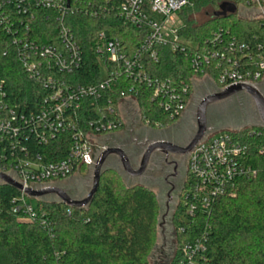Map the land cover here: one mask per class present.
Masks as SVG:
<instances>
[{"label":"built area","instance_id":"1","mask_svg":"<svg viewBox=\"0 0 264 264\" xmlns=\"http://www.w3.org/2000/svg\"><path fill=\"white\" fill-rule=\"evenodd\" d=\"M196 1L121 0L118 9L121 20L145 32L141 46L130 53L123 42L111 38L106 31L100 32L95 53L101 80L73 84L66 76L81 70L84 54L68 18L81 11L82 6L75 3L72 6L71 0H0V24L8 32H12L11 26L20 19L13 15L17 13L29 17L25 24L19 20L27 31L33 30L37 18L45 17L50 27L55 24L58 33L51 44L39 43L26 35L13 39L23 69L49 91L37 110L29 112L11 105L7 93L0 87V173L22 186L19 196L13 199L15 213L22 212L25 220L52 231V220L46 213L41 214V208L29 203L27 190L60 187L82 167L92 171L101 154L110 147L111 137L130 121L150 127L149 122L142 120L137 98L126 96L125 92H121L123 100L117 106H114L115 98L109 100L108 113L97 112V117L86 121L84 111H93L85 110V102L99 101L113 94L118 76L153 88L151 101L158 103L172 119L183 117L191 103L194 87L200 82L214 83L219 91L239 83L261 86L264 81V37L261 42L251 45L242 42L225 27L205 43L181 35L184 25L181 13L194 8ZM223 3L234 5V14L259 22L264 30V0H223L221 5ZM101 11L92 9L88 13L98 17L108 11L107 7H101ZM168 45L174 51L191 53L192 68L197 77L189 82H174L153 78L148 73L146 60L157 61L158 47ZM251 134L260 136L262 130H254ZM65 135L71 143L66 156L61 159L52 161L48 153L32 146L33 143L49 147L57 137ZM250 149L248 144L227 131L205 136L189 154L188 186L183 203L188 216L193 219L199 212L210 213L219 198L235 194L240 179L259 175L260 168L248 163ZM257 151L264 155V145ZM0 183L4 182L0 180ZM206 244L205 237L185 243L180 264H214L206 256Z\"/></svg>","mask_w":264,"mask_h":264},{"label":"trees","instance_id":"2","mask_svg":"<svg viewBox=\"0 0 264 264\" xmlns=\"http://www.w3.org/2000/svg\"><path fill=\"white\" fill-rule=\"evenodd\" d=\"M78 1L82 2L71 0V5L82 6V10L70 16L68 21L83 50L84 63L81 70L66 78L73 84L96 83L101 80L99 59L95 53L98 34L106 31L111 38L123 42L132 53L141 46L145 32L121 20L118 11L121 0ZM222 1L197 0L194 8L185 9L181 13L184 22L181 35L205 43L225 27L244 43L261 42L264 30L259 22L237 14L212 15L220 9ZM101 7H107L108 11L98 17H91L88 13L92 9L101 11ZM204 10H207L205 17H209L196 20L195 16ZM13 15L19 16L16 19L20 18L24 24L29 20L24 14ZM19 20L11 26V33L0 24V87L7 93L11 105L30 112L39 108L40 101L49 95V91L23 69L13 39L26 35L39 43L51 44L58 33L55 24L50 27L45 17L33 22L32 31H27ZM158 54L157 61L146 60L147 71L153 78L189 82L197 77L189 51H174L168 45L159 46ZM121 92L137 98L142 120L149 122L150 127L167 128L180 120L172 119L158 103L151 101L153 88L124 80L122 75L117 77L115 91L109 97L85 102V110L90 108L93 111H84L86 121L97 117V112L108 113L110 99L115 98L114 106H117L123 100ZM254 130H262V134L252 135ZM224 131L250 146L248 163L260 168L259 175L240 179L234 195L219 198L210 213L199 212L193 219L187 215L183 204L188 186L186 180L172 216L175 254L170 264H180L183 245L202 237L206 238V256L214 264H264V155L257 151L264 145V128L250 126ZM70 143L71 139L65 135L57 137L49 147L33 143L32 146L48 153L53 161L66 156ZM121 148L127 151L126 147ZM114 161H118L117 157L110 156L99 189L87 208L68 207L54 195L41 199L37 208L52 220V231L25 220L22 212L15 213L13 199L20 192L0 183V264H149L148 257L156 247L160 199L148 184H126L119 161ZM81 171L88 172L86 167ZM66 191L73 199L79 200L84 198L87 189L82 185L81 189L70 187Z\"/></svg>","mask_w":264,"mask_h":264},{"label":"flooded vegetation","instance_id":"3","mask_svg":"<svg viewBox=\"0 0 264 264\" xmlns=\"http://www.w3.org/2000/svg\"><path fill=\"white\" fill-rule=\"evenodd\" d=\"M202 85L204 84H201L200 88L203 89L206 87V90H202L201 92L202 94L200 95L201 97H204L208 93L218 90L217 85H215L214 83L205 84L204 85L205 87H202ZM196 89H198L197 86L194 87V91H196ZM194 91H193V96L195 94ZM262 91L264 93V90ZM249 99H251L253 103L254 113L256 114L255 117L256 123L259 124L260 120L258 118L256 107L250 96ZM188 108L185 111L184 115L189 114ZM241 119L242 120L240 122L244 123L250 121L252 123L251 113L248 117H243ZM196 132L194 133L192 131L190 125L181 131V130H177L176 127L172 129L169 127L167 128L146 127L141 123L130 121L121 132L111 137L110 146L113 145L119 147H126L127 148L126 153L128 154L133 167L135 169H138L141 163L142 156L150 143L157 141H167L175 145H178L182 148H186L194 138ZM189 154H190L189 152H183V151L180 153H174L168 151V153H166L162 150H158L152 154L149 167L145 172V174L136 178L149 182L151 181L156 182L158 184V189L160 190V193H162L164 196H167L168 198L165 204L167 209L166 216L170 214V211L173 206L172 204L175 203V199L179 198L183 190L184 183L188 176ZM127 176L131 180L135 179L129 175ZM160 227L163 231L162 236L164 238V247H165L167 245L166 239L170 235L171 236L169 240L172 243V239H173L172 228L170 232L171 234L167 236L166 229L168 228L165 227V224L163 223L162 225H160Z\"/></svg>","mask_w":264,"mask_h":264},{"label":"water","instance_id":"4","mask_svg":"<svg viewBox=\"0 0 264 264\" xmlns=\"http://www.w3.org/2000/svg\"><path fill=\"white\" fill-rule=\"evenodd\" d=\"M235 12L236 7L234 5L229 3H223L220 6V11L215 12L214 15L216 17H220L227 16L228 13L234 14ZM241 92L247 93L252 98L256 107L260 123L253 125V127H264V93L261 90V86H257L250 83H239L231 85L223 91L216 90L211 92V94L206 95L200 101V104L198 105L196 111L197 132L186 148H182L167 141L152 142L146 148L142 156L140 166L138 167V169H135L131 163L128 154L123 148L110 146L106 151L101 154L92 170V187L86 197L79 200L73 199L67 193V191L62 189L61 187H49L43 190L28 189L27 193L30 197L34 198H43L48 195H54L59 198L60 202L64 203L68 207L76 209L87 208L92 203L94 196L96 195L99 189L101 176L110 156H116L118 158L122 170L127 175L133 178H138L145 174L149 167L152 154L158 150H162L166 153H168V151L174 153H180L182 151L191 153L195 149V147L205 138V136L211 133L213 130V128L209 125L208 122V106L211 103L224 100ZM0 180H2L4 184L10 185L18 191L22 190V186L19 183H17L12 178L3 173H0Z\"/></svg>","mask_w":264,"mask_h":264},{"label":"rangeland","instance_id":"5","mask_svg":"<svg viewBox=\"0 0 264 264\" xmlns=\"http://www.w3.org/2000/svg\"><path fill=\"white\" fill-rule=\"evenodd\" d=\"M207 10H204L200 14L196 15L195 18L198 21H203L207 19L205 13ZM203 82L198 83L196 86L198 89L194 91V96L191 100V103L189 105V114L184 115L178 122L175 124L169 126V128H174L176 127L177 130H183L187 126L190 125L192 128V131L195 133L197 130V124H196V111L197 107L200 104V101L205 97H201L200 95L202 94V90H206V87L202 85V87H205L203 89L200 88V85ZM261 90H264V88L261 87ZM211 93H208L209 95ZM251 113V120L247 122H240L243 117H248ZM249 114V115H248ZM256 114L254 113V108H253V103L251 99H249V95L245 92L238 93L236 95H233L229 98H226L224 100H220L214 103H211L208 106V122L209 125L213 128L212 132L209 133L210 135H215L216 133L224 130H230V129H241V128H247L252 125L257 124L255 120ZM118 161H114V163H117ZM119 163V162H118ZM87 169V168H86ZM88 170V169H87ZM90 172V174H89ZM125 174V173H124ZM88 175V176H87ZM82 177H86L85 179ZM126 184L132 185V184H137V183H144L152 186L154 192L158 195L161 203V213H160V218H159V227L157 231V239H156V247L154 250L151 252V254L148 257V263L149 264H170L172 257L174 256L175 252V243L174 239H172V243L169 240L171 234V228H172V221L171 218L174 215V211L176 210V205L178 203V199H175V203L172 204V209L170 211V214L166 216L167 214V209H166V202H167V196H164L162 193H160V190L158 189V184L156 182H149L145 181L142 179H129L128 176L125 174L124 175ZM82 185L86 186L87 192L84 195V197L87 196V194L90 192L91 187H92V171L88 170L87 173H84L80 170L74 177L71 179L67 180L66 182H63L61 184V188L65 190H69L70 187H74L76 189L82 187ZM56 199L59 200L57 196H55ZM29 203L37 207L41 203V199L39 198H34V197H28ZM60 201V200H59ZM165 224V227L168 228L166 229V234L168 238L166 239L167 245L164 247V238L162 236V229L160 225ZM171 226V227H170ZM170 227V228H169ZM173 229V228H172Z\"/></svg>","mask_w":264,"mask_h":264},{"label":"crops","instance_id":"6","mask_svg":"<svg viewBox=\"0 0 264 264\" xmlns=\"http://www.w3.org/2000/svg\"><path fill=\"white\" fill-rule=\"evenodd\" d=\"M261 87H262V88L264 87V81L261 83Z\"/></svg>","mask_w":264,"mask_h":264}]
</instances>
